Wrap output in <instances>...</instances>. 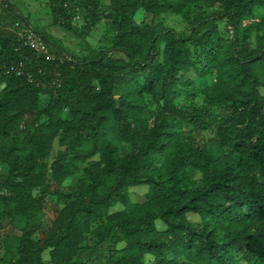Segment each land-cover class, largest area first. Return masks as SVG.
<instances>
[{
	"label": "trees",
	"instance_id": "obj_1",
	"mask_svg": "<svg viewBox=\"0 0 264 264\" xmlns=\"http://www.w3.org/2000/svg\"><path fill=\"white\" fill-rule=\"evenodd\" d=\"M48 1L54 25L75 31L80 4L85 26L105 21L114 40L73 56L3 0L52 59L0 24V264H46V251L51 264H92L80 252L107 241L106 264H264V17H250L264 0ZM199 3L220 10L187 36L137 19H190Z\"/></svg>",
	"mask_w": 264,
	"mask_h": 264
},
{
	"label": "rangeland",
	"instance_id": "obj_2",
	"mask_svg": "<svg viewBox=\"0 0 264 264\" xmlns=\"http://www.w3.org/2000/svg\"><path fill=\"white\" fill-rule=\"evenodd\" d=\"M13 5L17 6L22 12L25 13L28 8H32V10L36 11V14L42 16L43 25L47 26L48 22L52 21L51 9L48 5V1L44 0V3L39 4H31L29 0H11ZM103 3L108 4L110 0H102ZM30 4V5H29ZM50 4V3H49ZM73 3L71 2V5ZM3 0H0V24L7 29L15 32L21 39L25 38L26 33L24 32V24L20 21L14 20L12 17H8L6 13L2 12ZM80 4L74 5L73 10H75L74 16V30L73 32H67L63 28L59 26H54L51 30L52 38L59 42L63 47L67 49L69 54L73 56H77L79 58H93L97 56L99 53H102L104 50L110 48L113 45L114 34L111 30V27L105 22L102 21L93 29H88L85 21V14L82 10ZM220 8L214 7L210 8L206 4L199 3L195 7L192 8L190 19H185L182 16L176 13H163L160 15H153L145 10H141L137 14V19L140 21H145L148 23H163L166 27L174 29L178 35L187 36L191 33L194 23L193 20H199L203 18L205 15L211 14L212 12L218 11ZM17 12V11H16ZM250 17H264V7H256ZM34 18V17H33ZM35 20V18H34ZM21 23V24H20ZM20 24V25H19ZM207 29V28H206ZM206 29H200V33L204 32ZM118 55V54H117ZM119 56H123L119 54ZM189 76L194 77V73L191 72ZM45 100V98H44ZM203 100L198 98L194 100V103L197 105L201 104ZM180 104H184L183 100H179ZM190 103V102H188ZM216 137L215 128H209L202 131H199L197 134V143L198 145H202L208 139ZM58 154V143L55 142L53 155L56 156ZM81 172L79 171L77 175L68 179L64 184V189L66 191H70L76 185ZM200 177V174L197 175ZM7 177L0 173V181L5 180ZM148 191L147 185H140L136 187H131L129 189V198L134 203H143L146 201V193ZM58 199L49 198L48 205L45 209L46 218L44 220L45 228H48L51 221L57 215L58 209L60 205L58 204ZM121 205H118L116 208H121ZM189 218L192 221H198L200 218L196 214H188ZM40 235L36 236L38 239ZM111 249V244L109 241L100 245L93 250H82L78 256L80 260L89 261L92 264H106L109 259V251ZM43 259L49 262V251H46L43 255ZM238 264H247V261L244 259H238Z\"/></svg>",
	"mask_w": 264,
	"mask_h": 264
},
{
	"label": "built area",
	"instance_id": "obj_3",
	"mask_svg": "<svg viewBox=\"0 0 264 264\" xmlns=\"http://www.w3.org/2000/svg\"><path fill=\"white\" fill-rule=\"evenodd\" d=\"M66 7L71 6V1H68L65 4ZM21 24V23H20ZM19 24V25H20ZM24 24V23H23ZM24 32L26 33L24 40L25 45L32 48L36 53L41 54L42 56L46 57L47 59H52V55L49 52L48 46L44 43L42 38L33 32L32 28L26 26L24 24ZM22 73V69L18 70V74L20 75Z\"/></svg>",
	"mask_w": 264,
	"mask_h": 264
},
{
	"label": "crops",
	"instance_id": "obj_4",
	"mask_svg": "<svg viewBox=\"0 0 264 264\" xmlns=\"http://www.w3.org/2000/svg\"><path fill=\"white\" fill-rule=\"evenodd\" d=\"M9 1L11 2V0H9ZM29 1L31 2V4L44 3V0H29ZM47 1H48V0H47ZM48 2H49V1H48ZM11 3H12V2H11ZM12 4H13V3H12ZM29 5H30V4H29ZM48 5L50 6L49 3H48ZM50 9H51V7H50ZM15 10H16L18 13H21L25 18H27L33 27H36V28H38V29L41 30V31H45V32H47L49 35H52L51 30H52V28H53L54 26H56V25L53 24V17H52V21L48 22L47 26H45V25H43V23H42V19H41L42 16H39V14L35 15V14H36V11H35V10H32L31 7H30V8L27 7V11H25V13H24V12H22V11H21V10L15 5ZM50 11H51V10H50ZM51 15H52V14H51ZM33 17L35 18V20H34ZM67 32H68V31H67ZM44 261H45L46 264H51L50 260H49V262H48L47 260L44 259Z\"/></svg>",
	"mask_w": 264,
	"mask_h": 264
}]
</instances>
